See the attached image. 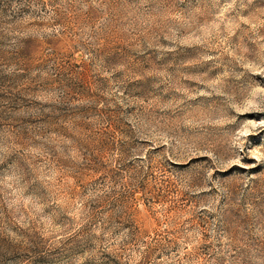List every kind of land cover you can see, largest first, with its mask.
Returning <instances> with one entry per match:
<instances>
[{
	"label": "rangeland",
	"instance_id": "1",
	"mask_svg": "<svg viewBox=\"0 0 264 264\" xmlns=\"http://www.w3.org/2000/svg\"><path fill=\"white\" fill-rule=\"evenodd\" d=\"M0 264H264V0H0Z\"/></svg>",
	"mask_w": 264,
	"mask_h": 264
}]
</instances>
